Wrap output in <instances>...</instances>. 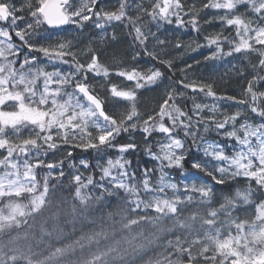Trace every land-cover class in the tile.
<instances>
[{
	"label": "snow or ice",
	"instance_id": "1",
	"mask_svg": "<svg viewBox=\"0 0 264 264\" xmlns=\"http://www.w3.org/2000/svg\"><path fill=\"white\" fill-rule=\"evenodd\" d=\"M98 3L102 0H81L79 6L73 0H27L18 8L10 0H0V24L7 25L0 26V149L6 152L0 157V264H264V199L259 203L252 199L251 184L243 191L238 189L234 197H224L219 207L214 208L211 207L214 193L210 184H198L192 179L183 185L185 195L182 198L180 186L167 182L164 171L165 167L183 169L188 152L186 141L191 138L195 144L200 127L207 133L211 124L217 132L223 130L225 137L235 138L240 149H233V154L228 155L225 146L208 143L203 149L204 155L212 157L218 164L226 162L227 166L194 160L191 167L206 173L219 185L229 179L247 178L254 181L264 195V122L254 125L239 110L217 119L216 104L197 103L194 97L190 109L193 115H189L176 103L184 97V93L176 88L166 91V98L158 110L143 118L137 109V92L163 78L159 69L118 71L116 75L135 82V87L118 90L115 84L111 85V95L121 98L130 107L123 113L110 115L105 111L102 99L93 94L95 89L87 83L89 74L107 77L110 73L109 67L100 62L95 49H88L90 60L85 64L78 61L71 41L48 46L30 42L37 34L34 29L43 30L41 39L48 40L47 29L70 24L83 27L84 22L95 16V26L101 29L107 23L127 19L133 26L134 39L147 51L149 35L162 48L165 41L154 33L146 35L141 30L139 21L142 15L167 24L173 23L172 18H175L178 26L188 24L199 31L200 10L223 9L227 12L219 19L226 26L235 27L239 43H234L225 53L221 35L208 36L207 45H215L216 50L205 59L254 51L261 56L259 66L264 68V47L254 48V44L264 46V0H208L202 9L197 10L193 4L187 11L181 0H155L150 10L137 0H119L118 10L106 11L101 7L94 11ZM240 5H245L256 19L246 18L247 11L239 14ZM130 11L136 13L135 17L128 15ZM25 12L28 19H25ZM183 16L190 19L185 21ZM205 23H211V20ZM13 35L19 43H13ZM112 39H115L114 34ZM223 39L227 40V37ZM33 53L42 54L49 63L67 64L69 61L65 57H68L75 64L74 71H46ZM148 55L155 57L154 53ZM161 63L172 67L170 60ZM187 67L191 68V65ZM262 81L264 77L253 76L247 82L245 95L252 102L249 111L264 121V107L255 106L258 98L264 99V91H254V84ZM38 82H42L39 88ZM177 83L184 89L204 93L217 101L230 100L241 106L248 103L247 99L218 95L210 84L185 83L184 80ZM205 109L210 113L208 117L201 116ZM241 118L243 122L237 127ZM24 129H28L26 138L21 135ZM137 130L146 142L144 150L159 162L160 177L155 185L150 181L153 170L148 168L141 170L139 184L130 182L129 178L136 179V173L129 172L131 161L125 159V154L137 150V142L130 136V142L116 143L121 133ZM153 132L164 134L168 141L155 142L158 152H153L152 145L147 143ZM181 135L183 139L179 138ZM69 144L85 152L91 149L101 153L113 149L120 154L115 160L108 157L105 163L95 165L100 170V181L96 182L100 195L93 196L84 191L94 183L92 176L86 178V183L81 182L80 175L72 178L78 185L74 199L80 205L81 214L106 196L115 195L120 197V202L117 211L109 212L108 217L112 220L119 216V220L106 225L102 222L98 230L93 228L60 246L48 243L45 254L44 251H34L32 245H22L21 240H26L29 233L20 229L28 224L29 219L43 216L52 206L56 185L50 187L49 178L53 172H58L56 179L64 176L63 160L45 163L44 158L49 152ZM67 156L72 157V152H67ZM79 163L86 169L91 165L87 159H81ZM42 167L48 169V174L38 180L36 169ZM106 178L111 181L108 187L104 183ZM165 189L171 190L170 197ZM121 190L124 196H120ZM141 190L152 194L143 199ZM191 193H196L197 197ZM238 200L243 205L255 204L254 219L233 215L238 209ZM192 204L196 206L189 211L188 206ZM71 210L77 212L75 203ZM149 251L151 255H148Z\"/></svg>",
	"mask_w": 264,
	"mask_h": 264
},
{
	"label": "trees",
	"instance_id": "2",
	"mask_svg": "<svg viewBox=\"0 0 264 264\" xmlns=\"http://www.w3.org/2000/svg\"><path fill=\"white\" fill-rule=\"evenodd\" d=\"M199 2V0H196L197 5H199ZM47 31L50 30L47 29ZM113 34L115 35V39H112ZM95 43V51L97 52L96 54L98 55L100 62L109 67L110 71L112 72L120 70H131L133 67H135L138 60L142 65L153 63L156 68L168 73L167 65L161 63V61L163 60H170L171 62H175L176 58L179 57L177 62L173 64L174 66L177 65L178 67H180V65L183 63L194 65L196 60L200 59V57L193 58L192 56H190L192 53L185 56H181L183 55L182 53L174 54L176 50L171 49V45V48H169L168 46L164 47V50L159 58H154L153 56L146 55L144 47L134 39L133 26L127 19L117 22V24H115V26L110 29L104 39H99L95 41ZM177 51L180 52V50ZM136 53H139V55L136 56ZM134 56L136 57L135 59H133ZM145 58L148 62L145 60ZM260 59L254 58L253 61L255 63V68L247 67L244 74H241L240 71L234 75L233 72L229 69H221L217 71L212 70V68L206 69L204 71V74L207 75V78H210L209 82H212L213 90L216 91L218 95L235 96L237 100H243L247 82L251 80L253 76L264 77V68H261L259 66ZM195 73H198V71L193 70L191 72V75ZM113 75L114 74L110 75L108 79L113 80L115 77ZM171 78L177 81L174 76H171ZM87 83H89V85L95 89L93 94L102 99L104 109L108 114L112 115L113 111H118L122 105H125V102L122 99L115 100L114 102H116V104L111 105V83H109V81L104 80L103 84L99 85L95 84L94 81L89 78L87 79ZM118 83L120 85H123V88L126 90L133 89L134 86L132 81L129 82L122 79H119ZM254 91H264V81L254 84ZM139 95V111L143 114L150 113L152 110H158V106L163 103V99L166 98L164 91L159 85L148 86L144 88L143 91L139 92ZM246 99L248 100V103L242 105V107L246 115L248 116L249 121L253 124H260L264 122L258 119L256 114H253L249 111V107L252 106V102L250 97H247ZM231 102L233 104L236 103L234 101ZM255 106L264 107V99L258 98ZM230 110L231 112L233 111L232 108ZM209 133L211 135V132ZM130 136L135 140V142H137L138 145L137 150L130 151L129 153L125 154V159L131 161V165L128 168L129 172L136 173V179L133 181L131 180V178H129L130 182L139 184L140 180L142 179L141 170L144 168L152 169V178H158L160 171L159 162L144 150L146 147V142L144 140L143 134L139 130L134 133H121V135L117 137L116 143L130 142ZM154 137L155 134L152 133V135L148 137L147 143L153 145ZM186 146L187 149L193 147L190 139L186 141ZM75 149L77 150L73 152L74 154L69 159L70 161H73V159H92L94 157L102 156L100 159H104L103 163H105L107 157L115 158L118 154V152L113 149H108L101 153H97L96 151L91 149H89L87 152L78 148ZM2 153H4V151L0 149V157H3ZM195 153L197 154L196 157L189 156L184 161V167L187 170L193 169L191 167V164L194 160H203L206 162H210L208 161V157L205 156L202 152ZM61 160H63L64 176L56 179L55 177L58 176V172H53L55 174H53V176L49 178L50 187L52 185H56V192L53 198L52 206L43 216L37 217L34 220L29 219L28 224L22 226V228L20 229L21 232L27 231L29 233L26 240H21V244L32 245L34 251H44L45 254L47 252L46 244L48 243L60 246L62 243L70 242L71 240L76 239L81 234L86 233L93 228H96L98 230L102 222L106 225L119 220V216H114L112 220H110L108 217L109 212L117 211V205L120 202V197L115 195L106 196L103 200L92 204L86 212L81 214L80 205L78 201L74 199L75 188L78 185L74 183L72 178L75 175H80L81 182L84 183L83 181L86 180L88 175H97L99 173L98 167H96L94 162L91 161V165L88 169L79 165L76 167L78 171H75V168H73V166L67 164V158L63 157L61 158ZM174 172L176 174L179 173L178 170H175ZM191 173L198 176V181L203 180L212 186L214 197L211 207H219V204L223 202L224 197H234L238 189L243 191L246 187H248L249 184H251V187L253 189L252 199L256 203H259L261 199H264V195L261 194L255 182L249 181L247 178L237 177L236 179L227 180L223 185H219L216 184L211 177H209L202 171L195 170ZM155 183L156 182L152 184L155 185ZM108 184L110 185V183ZM84 191L92 194L93 196H98L100 195L101 190L98 188V185H91L87 190L85 189ZM141 192L143 191L141 190ZM191 194L194 197H197L196 193ZM120 196H124L122 190ZM74 203L77 205V212L75 213H73L71 210ZM195 206V204L189 205L188 210L190 211L194 209ZM240 209H244L245 211L241 212ZM255 214V204L238 205V209L233 213V215L235 216H240L242 219L249 220L254 219ZM29 225L31 227H29ZM116 227L119 228V224H116ZM46 233H51L52 235L49 236ZM233 234H235V232H233ZM168 238L171 237L169 236ZM148 255H151L150 251Z\"/></svg>",
	"mask_w": 264,
	"mask_h": 264
},
{
	"label": "rangeland",
	"instance_id": "3",
	"mask_svg": "<svg viewBox=\"0 0 264 264\" xmlns=\"http://www.w3.org/2000/svg\"><path fill=\"white\" fill-rule=\"evenodd\" d=\"M199 5H197L196 0H181V2L185 5V11L188 10V6L189 5H195L197 10L202 9V5L205 3H208V0H199ZM11 3L15 4L18 8L21 7V5L25 4L27 2V0H10ZM81 0H73V3L76 6H79ZM84 2H87V0H84ZM118 2L119 0H102V3H98L96 6L95 10H99L101 7L104 8V10L106 11H115L118 10ZM137 2H140L143 4V6L145 8H148L150 10L151 5L155 2V0H137ZM221 2H223V0H221ZM247 11L246 6L245 5H240L238 6L237 12L239 14H243ZM227 10H223V9H212V8H207V9H202L199 11V15H198V25H199V31H197L196 29H193L191 27V25L185 24L184 26H178L175 23V18L173 19V23L167 24L161 21H154L152 20L148 15H142L141 20L139 21V26L141 27V30L145 32V34H149V33H154L160 40H164L165 41V45L163 46V48L161 46H159L156 42L155 39H153V37L151 35H149V39L146 41V48L147 51H145V54L148 55V53H154L155 57L154 58H159V56H161V53L164 50V47H169L173 50H176L174 54H178V53H182L183 55L181 56H185V55H189L192 56L193 58H198L200 57L199 60H196V62L198 61L199 63H196L194 65H191V68H188L187 66L189 64H181L180 67H178L177 65L174 66L173 63L177 62L178 58H176L175 62H172V67L171 68H167L168 73L164 72V71H160L163 73V78L160 79L156 84L150 85V86H155V85H159L162 90L164 91V93H166V91L171 90L172 88H176V90L178 92H183L184 93V97L182 99H178L176 101V103L181 107V109L183 111L188 112L189 115H193V113L190 111L191 107H192V99L191 98H195L197 103H201V104H216L218 107V112H217V119H222L223 118V114H228L231 115L236 111H241L244 114V117H246L249 121L248 116L246 115L245 111L243 110V107L241 105H238L237 103L233 104L230 100H215L213 98H209L207 96H205L204 93H193L192 90L190 89H184L182 86H178V83L180 80H184L185 83H190V82H197L198 84L201 85H206V84H210L213 86L212 82L210 81V78H207V75L204 74V71L206 69H211L212 70H221V69H229L230 71L233 72V74L235 75L236 73L241 71V74H244V72L246 71V68H255V63L253 61L254 58H259L260 59V55L258 52H254V51H242L240 53H236L233 52L232 55H220L215 59H205V57L210 56V54L216 50V46L212 45V46H208L207 45V41H206V37L208 36H215L217 34L221 35V42H222V46H223V50L225 53H227L228 51L231 50V47L233 46L234 43H239V37L236 35V30L234 26H226L225 23L219 19V17H222L226 14ZM128 15H131L133 17H135L136 13L135 12H128ZM183 15V13L181 14ZM25 19H28V15L27 12L24 13ZM213 17H215V19H213ZM184 20L187 21L188 19H190L189 16H183ZM246 18H251L253 20L256 19L255 15L253 13H251L250 11H247V16ZM211 20V23H205V21ZM31 22V21H29ZM95 22H96V18L95 16H93V19L90 21H86L83 23V27H79L78 25H71L67 28L64 29H60V30H55V31H46V35L48 37V40H44L41 39V32L43 30L41 29H34V31L37 33L36 35L33 36V39L30 40V42H35L38 44H44L45 46H48V44H55L57 42L60 41H71L73 48L72 51L75 52L77 54V59L80 63H87L90 60V57L87 55L88 49L92 48L95 49V41L99 40V39H104L106 37V35L108 34V32L110 31V29L112 27L115 26V24H117L116 21L107 23L104 25V28H97L95 26ZM101 23H103V21H100ZM0 26H4L6 27V24H0ZM24 25L21 24V27H23ZM255 27V25H253ZM11 31V30H10ZM250 35H252V33H250ZM223 37H227V40H224ZM12 41L13 43H19V40L17 37H15V35L12 36ZM250 43L254 44V41H250ZM91 44V46H90ZM179 44L180 47H176V45ZM171 45V47H170ZM264 46H260V45H255L254 44V48L260 49ZM145 49V48H144ZM177 50H180V52H178ZM97 53V52H96ZM35 55L38 56V59L40 61V64L42 66H45V70L46 71H53L58 69L61 73H70L74 71V67L75 64L73 63V61L68 58L65 57V59H68V63L64 64V63H60L59 61H55L52 63H49L48 59L43 57L42 54L39 53H33ZM23 55V54H22ZM180 56V57H181ZM9 59H12V57H9ZM145 60L147 61V59L145 58ZM180 61V59H179ZM185 61V59H184ZM148 62V61H147ZM18 67V64H17ZM138 71L141 72H146L148 69H158L156 68V66L151 63V64H147V65H142L140 61L137 60V63L135 65V67ZM198 71V73L192 74V71ZM118 71L116 72H112L110 71L109 75L107 77H104L103 75H99V76H94L93 74H89L88 75V79H92L94 81L95 84H99L102 85L103 81H109V83H111V85L115 84L117 86L118 90H126L124 89L123 85H120L118 83L119 79L122 80H127L124 77H120L118 75H116ZM114 74L113 76L117 77L112 80V79H108L110 75ZM171 76H174L176 78L177 81L173 80L171 78ZM128 81V80H127ZM131 82V81H129ZM133 82V81H132ZM133 89L135 87V82H133ZM42 86V82H38V88ZM52 87H55V85H53ZM148 87V86H147ZM146 88V87H145ZM144 88L140 89L137 92V109L139 111V106H140V95L139 92L143 91ZM70 91V89H69ZM222 96H226V95H222ZM247 97H245V95L243 96V99H246ZM117 99H121V98H114L111 94H110V102L111 105H115L116 102H114ZM125 102V101H124ZM130 105L125 102V105H122L120 107V109L118 111H113L112 115H118L120 113L125 112V110L127 108H129ZM233 109V111L231 112L230 109ZM140 112V111H139ZM153 110L150 112L152 113ZM141 113V112H140ZM143 115V118H147V114L149 113H141ZM146 114V115H145ZM210 115L209 111L207 109L204 110V112L201 113V116L203 117H208ZM243 122V119H238L237 121V127H239V124ZM250 122V121H249ZM165 123H168L167 119H165ZM251 123V122H250ZM253 124V123H252ZM256 125V124H254ZM227 127V126H226ZM209 132H211V135H216V136H211L209 132L205 133L203 131V127H200V131L197 134V139L195 144L192 142L191 138L190 141L193 145V147H190L188 149L187 152V156L186 158H188L189 156L191 157H196V153L195 152H203L204 147L208 144V143H216L222 146L226 147V154L228 155H232L233 154V149L235 150H239L240 146L238 144V142L235 140V138H228L225 137L223 135V130H221L220 132H217L214 129V126L209 124ZM229 130H231L229 128ZM89 131H93V129H89ZM155 134L154 137V141H153V145H152V151L153 152H158V146L155 143L156 141H160L161 143H167V139L165 137L164 134H160L158 132H153ZM93 134L95 135L96 133L93 131ZM242 135V133H240ZM22 137L26 138L28 135V129H24L22 131ZM216 137V138H215ZM12 139H15V137H11ZM179 138L183 139V135H181ZM253 143H255V139L253 138ZM185 147L187 149V146L185 144ZM79 149V148H78ZM77 149H75L74 147L71 146V144L69 145H63L60 149L55 150V151H51L49 152L48 156L45 159V163H49V162H55L57 160H61V158L65 157L67 158V164L68 165H73V163L75 164V171H78V169H76L77 166L80 165L79 161L81 159H87V158H81V159H73V161H70L69 159L71 157L67 156V152L71 151L72 155L74 154L73 152H75ZM4 155H6L5 150H3ZM120 154L118 153L116 155L115 158L112 159H116ZM102 157V156H101ZM101 157H94L92 159H87L90 162L93 161L94 164L96 165L97 162L103 164V160L104 159H100ZM107 157V156H106ZM208 157V161H210L211 164L215 165V166H227L226 162H219V164L210 156ZM108 158V157H107ZM32 162V161H30ZM184 163L183 162V169L180 168H165L164 171L167 173V176L165 177V180L167 182H173L178 184V186H180L181 191H180V195L183 198V196L185 195V193L183 192V185L185 183H190L192 179H196L197 183H206L205 181L201 180L198 181V176L192 174V171H195L196 169H191V170H187L184 167ZM80 168V167H79ZM178 170L179 173L176 174L174 171ZM98 174L97 175H90L94 178V183L92 185H97L96 182L100 181V170L98 168ZM36 173H37V179H41L43 176L48 174V169L47 168H39L36 169ZM55 174V173H53ZM114 175L117 174V171L114 170ZM89 176V175H88ZM160 177V171H159V175L158 178ZM158 178H150L151 183H154L158 180ZM243 178V177H241ZM84 183H86V180L83 181ZM105 186L108 187L109 184L111 183L110 180H108L107 178L104 181ZM208 184V183H206ZM91 186V185H89ZM88 186V187H89ZM247 188V187H246ZM88 189V188H87ZM86 189V190H87ZM165 193L170 197L172 195V192L170 189H165ZM152 193H144L141 192V198L143 199H148L149 196ZM26 202V200L24 201ZM238 205H243L241 201H237Z\"/></svg>",
	"mask_w": 264,
	"mask_h": 264
},
{
	"label": "water",
	"instance_id": "4",
	"mask_svg": "<svg viewBox=\"0 0 264 264\" xmlns=\"http://www.w3.org/2000/svg\"><path fill=\"white\" fill-rule=\"evenodd\" d=\"M68 25H64V26H62L61 28H63V27H67ZM52 29H55V28H52Z\"/></svg>",
	"mask_w": 264,
	"mask_h": 264
}]
</instances>
